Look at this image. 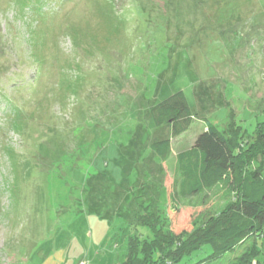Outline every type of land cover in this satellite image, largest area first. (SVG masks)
Segmentation results:
<instances>
[{
	"label": "rangeland",
	"instance_id": "obj_1",
	"mask_svg": "<svg viewBox=\"0 0 264 264\" xmlns=\"http://www.w3.org/2000/svg\"><path fill=\"white\" fill-rule=\"evenodd\" d=\"M178 92L195 118L163 163L150 108ZM230 120L242 140L264 122V0H0V264H118L140 205L176 233L224 211L241 169L176 213L167 191Z\"/></svg>",
	"mask_w": 264,
	"mask_h": 264
},
{
	"label": "trees",
	"instance_id": "obj_2",
	"mask_svg": "<svg viewBox=\"0 0 264 264\" xmlns=\"http://www.w3.org/2000/svg\"><path fill=\"white\" fill-rule=\"evenodd\" d=\"M194 118L184 92L150 108L156 139L151 148L163 163L172 155L173 140L190 129ZM242 133L240 128H234L233 120L224 129L207 122L192 146L178 154L171 190L167 191V209L176 213L180 209L178 203L206 198L221 184L230 183L241 169L238 186L231 183L232 200L228 207L202 224L193 220L191 229L176 233L171 221L170 225L162 223L159 215L150 212L149 205H140L144 211L137 214L132 224L135 232L126 237L125 259L118 264H181L204 246H209L211 253L196 264H231L226 259L241 247L249 251L233 258L234 264L253 263L264 242V171L260 164L248 174L243 169H248L251 161L264 159V122L250 139L243 136L242 140ZM139 228H145L147 233L139 232Z\"/></svg>",
	"mask_w": 264,
	"mask_h": 264
},
{
	"label": "crops",
	"instance_id": "obj_3",
	"mask_svg": "<svg viewBox=\"0 0 264 264\" xmlns=\"http://www.w3.org/2000/svg\"><path fill=\"white\" fill-rule=\"evenodd\" d=\"M197 94V93H196ZM198 95V94H197ZM198 97H200V96H198ZM198 100H197V102L199 103V104H201L200 103V98H197ZM197 103V104H198ZM199 107V106H198ZM207 125V124H206ZM176 140V139H175ZM175 140H173V146H172V152L174 151V142H175ZM177 140H183V139H180V138H177ZM176 140V141H177ZM156 141V139L153 137V139L150 141V147L152 146V144L154 143ZM194 143V142H193ZM192 143V144H193ZM192 146V145H191ZM190 146V147H191ZM190 147H183L182 149L180 148V150H179V152H177V156H178V154H180L181 152H183V151H185L186 149H188V148H190ZM153 158H155V157H157L155 154H154V152L152 151V155H151Z\"/></svg>",
	"mask_w": 264,
	"mask_h": 264
},
{
	"label": "built area",
	"instance_id": "obj_4",
	"mask_svg": "<svg viewBox=\"0 0 264 264\" xmlns=\"http://www.w3.org/2000/svg\"><path fill=\"white\" fill-rule=\"evenodd\" d=\"M84 264H86V263H84Z\"/></svg>",
	"mask_w": 264,
	"mask_h": 264
}]
</instances>
